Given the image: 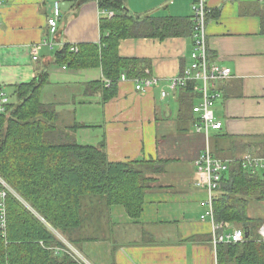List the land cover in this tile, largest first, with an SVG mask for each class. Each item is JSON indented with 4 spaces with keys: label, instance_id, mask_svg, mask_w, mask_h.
Segmentation results:
<instances>
[{
    "label": "crops",
    "instance_id": "obj_1",
    "mask_svg": "<svg viewBox=\"0 0 264 264\" xmlns=\"http://www.w3.org/2000/svg\"><path fill=\"white\" fill-rule=\"evenodd\" d=\"M56 1L62 12L59 37L50 34L47 23ZM194 1L124 0L128 12L139 20L145 15L190 18ZM1 2L0 92L14 100L15 86L49 70L50 81L41 98L57 105L61 120L88 125L77 133L82 143L105 139L112 161L168 160L166 170L148 190L138 219L121 205L111 207L117 248L113 249L112 240H104L87 242L81 251L92 253L89 257L98 264H218L212 239H206L212 236L211 222L201 219V202L207 194L195 185L194 162L205 146V136L195 131L193 122L179 119L178 91L161 97L170 78L189 65L192 36L122 39L120 56L141 60L149 76L159 78V85L144 92L132 79L119 81L116 96L103 102L102 91L86 92L88 83L104 80L100 67L72 70L53 62L66 42L78 46L99 42L100 21L114 11L100 9L96 0L76 11L73 0ZM208 7L209 59L230 67L234 74L215 85L221 96L214 109L224 125L211 135L229 134L240 143L251 142L238 148L243 156L260 148L256 144L264 134V0H208Z\"/></svg>",
    "mask_w": 264,
    "mask_h": 264
},
{
    "label": "trees",
    "instance_id": "obj_2",
    "mask_svg": "<svg viewBox=\"0 0 264 264\" xmlns=\"http://www.w3.org/2000/svg\"><path fill=\"white\" fill-rule=\"evenodd\" d=\"M89 1L73 0V8L76 11ZM96 1L100 9L114 11L100 21V41L79 46L66 42L55 52L53 63L72 70L100 67L110 86L104 80L91 82L86 92L102 91L103 102L116 96L123 73L130 79L150 75L141 60L120 56L122 39L192 36V17L145 15L139 20L128 12L124 0ZM261 25L264 33V11ZM59 29L53 35L59 37ZM49 81L50 72L44 70L31 82L15 86L14 100L0 112V264H83L60 235L80 250L87 242L104 240H112L115 250L111 207L121 205L138 219L148 190L166 170L167 159L110 160L105 139L82 143L77 133L88 125L61 120L57 105L42 100ZM196 97L192 83L178 90L181 121L195 123ZM210 142L216 157L233 160L215 191V221L245 232L241 242L217 245V263L264 264L259 233L264 217L250 214L254 201H264V172L245 169L243 156L236 152L251 142L240 143L229 134L211 135ZM256 145L264 155V134ZM2 208L5 227H1Z\"/></svg>",
    "mask_w": 264,
    "mask_h": 264
},
{
    "label": "built area",
    "instance_id": "obj_3",
    "mask_svg": "<svg viewBox=\"0 0 264 264\" xmlns=\"http://www.w3.org/2000/svg\"><path fill=\"white\" fill-rule=\"evenodd\" d=\"M2 2L0 0V6ZM208 0H195L192 4V39L193 46L190 51V63L179 74L170 78L167 86L162 89L161 97L166 98L169 93L186 88L188 84H193V89L197 94L193 105L196 115L194 129L197 133L205 136V146L198 158L195 160V185L206 191V197L201 204L204 209L201 214L202 220H209L212 226L213 245L224 242H241L245 238V232L241 228H230L215 221L214 198L215 191L220 185L224 173L229 169L232 159H222L216 157L212 152L210 137L212 132L222 129L224 123L215 113V101L220 98L221 93L215 88L217 82L228 80L234 77L233 71L228 66H223L217 62H212L208 54V34L207 21L209 15ZM112 14V13H111ZM61 4L56 1L48 16L47 23L50 34H55L59 28L61 19ZM50 44V42H48ZM77 49L76 47H73ZM34 59L37 58V47H34ZM130 78L125 73L121 75L120 81ZM138 91H147L159 85V78L149 76L132 79ZM107 86L111 81L104 78ZM10 102L6 93L0 92V112L6 111V106ZM242 165L250 172H264V155L255 152H247L241 159ZM5 192L2 193V197ZM5 210L2 208L1 227H5ZM259 233L264 240V224L260 227ZM74 253V252H73Z\"/></svg>",
    "mask_w": 264,
    "mask_h": 264
},
{
    "label": "rangeland",
    "instance_id": "obj_4",
    "mask_svg": "<svg viewBox=\"0 0 264 264\" xmlns=\"http://www.w3.org/2000/svg\"><path fill=\"white\" fill-rule=\"evenodd\" d=\"M255 149L256 148H254V151H252V152L258 151V149L257 150H255ZM236 152H238V155L242 154L241 150L240 151L237 150ZM227 155H229V154H227ZM250 214L252 216H256V217H262V216L264 217V201H261V202L254 201L251 204V206H250ZM60 237L62 238V240H64V242H66L68 244L70 249L74 252V254L77 256V258L80 260L81 263H83V264H98V262L94 259L95 257L90 258L92 253L91 254H86L85 252H83V251L79 250L78 248H76L73 244L69 243L61 235H60Z\"/></svg>",
    "mask_w": 264,
    "mask_h": 264
},
{
    "label": "water",
    "instance_id": "obj_5",
    "mask_svg": "<svg viewBox=\"0 0 264 264\" xmlns=\"http://www.w3.org/2000/svg\"><path fill=\"white\" fill-rule=\"evenodd\" d=\"M246 235H248V234H246Z\"/></svg>",
    "mask_w": 264,
    "mask_h": 264
}]
</instances>
